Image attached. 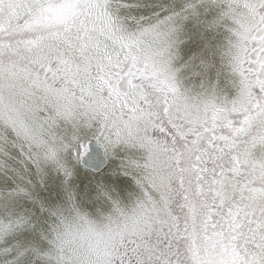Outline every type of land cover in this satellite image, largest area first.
Returning <instances> with one entry per match:
<instances>
[{
    "label": "snow or ice",
    "instance_id": "1",
    "mask_svg": "<svg viewBox=\"0 0 264 264\" xmlns=\"http://www.w3.org/2000/svg\"><path fill=\"white\" fill-rule=\"evenodd\" d=\"M0 264H264V0H0Z\"/></svg>",
    "mask_w": 264,
    "mask_h": 264
}]
</instances>
